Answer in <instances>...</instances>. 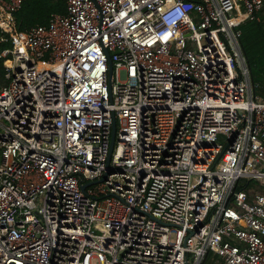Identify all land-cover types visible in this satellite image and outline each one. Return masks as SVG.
<instances>
[{"label":"built area","instance_id":"obj_1","mask_svg":"<svg viewBox=\"0 0 264 264\" xmlns=\"http://www.w3.org/2000/svg\"><path fill=\"white\" fill-rule=\"evenodd\" d=\"M23 1L0 0V264H264L239 46L264 0H63L18 30Z\"/></svg>","mask_w":264,"mask_h":264},{"label":"trees","instance_id":"obj_2","mask_svg":"<svg viewBox=\"0 0 264 264\" xmlns=\"http://www.w3.org/2000/svg\"><path fill=\"white\" fill-rule=\"evenodd\" d=\"M64 11L63 0H24L15 13L16 25L19 30H24L36 23H46L53 12ZM259 16V21H246L239 26V46L245 58L252 93L264 100V3ZM3 72L0 59V87L7 82ZM249 184L254 185L253 182ZM211 257L212 254L208 253L202 264H218Z\"/></svg>","mask_w":264,"mask_h":264},{"label":"water","instance_id":"obj_3","mask_svg":"<svg viewBox=\"0 0 264 264\" xmlns=\"http://www.w3.org/2000/svg\"><path fill=\"white\" fill-rule=\"evenodd\" d=\"M108 66H109V74H111V62L109 61L108 63ZM114 132H115V124H114V121L112 123V127H111V134H110V147H109V153H108V158H107V161L109 159V156L111 154V150H112V146H113V141H114ZM88 184V183H86ZM82 185V188H84V186L86 185Z\"/></svg>","mask_w":264,"mask_h":264},{"label":"crops","instance_id":"obj_4","mask_svg":"<svg viewBox=\"0 0 264 264\" xmlns=\"http://www.w3.org/2000/svg\"><path fill=\"white\" fill-rule=\"evenodd\" d=\"M36 24H39V23H36ZM41 24H43V23H41ZM34 25H35V24H34ZM31 26H33V25H31ZM16 27H17V25H16ZM29 27H30V26H29ZM29 27H28V28H29ZM17 29H18V28H17ZM26 29H27V28H26ZM18 30H19V29H18ZM24 30H25V29H24Z\"/></svg>","mask_w":264,"mask_h":264}]
</instances>
